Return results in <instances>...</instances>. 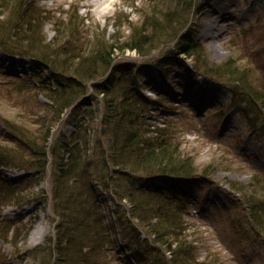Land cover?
I'll list each match as a JSON object with an SVG mask.
<instances>
[{"label": "trees", "instance_id": "1", "mask_svg": "<svg viewBox=\"0 0 264 264\" xmlns=\"http://www.w3.org/2000/svg\"><path fill=\"white\" fill-rule=\"evenodd\" d=\"M173 1L174 6L162 16L146 18L126 39L102 34L89 44L72 41L83 22L79 9L68 17L65 27L56 26V37L48 40L44 26L50 10L33 0H0V17L10 11L0 18V50L19 60L2 59L17 61L13 66L21 69L13 70L0 59V97L35 89L49 100L38 106L43 116L26 110L20 114V124L0 114L4 128L0 129V171L25 172L19 179L0 172V208L36 201L50 206L56 216L54 233L24 253L35 263L210 264L198 259L197 247L186 234L195 196L174 182L203 179L207 174L198 172L192 157L181 154L168 126L160 128L146 119L152 99L138 89L150 87L141 78L148 70H130V62H114V57L126 49L148 54L157 44L173 41L167 54L169 64L177 66L180 56H195L196 70L232 86L231 99L219 108L218 116L241 100L249 102L256 116L250 129L259 131L264 129V85L255 88L251 73H259L260 68L264 73V65L262 58H243L246 68L237 67L233 58L222 64L208 63L203 44L188 26L196 0ZM145 25L152 29L150 33H143ZM63 35L69 38L62 42ZM25 56L28 68L19 64ZM158 62L148 68L150 75H155L154 65H164ZM164 71L161 74L166 78ZM90 88L91 93L83 98ZM158 91L164 93L160 87ZM68 110L67 122L74 131L62 132L52 141L56 121ZM30 124L37 128L29 130ZM48 169L53 183L46 195L36 186L45 180ZM156 177L170 182H155ZM243 202L254 230L264 236V196L245 191ZM32 225V220L28 223L21 215L9 219L0 215V264H9L1 241L16 251ZM117 236H122L126 246L118 248Z\"/></svg>", "mask_w": 264, "mask_h": 264}, {"label": "rangeland", "instance_id": "2", "mask_svg": "<svg viewBox=\"0 0 264 264\" xmlns=\"http://www.w3.org/2000/svg\"><path fill=\"white\" fill-rule=\"evenodd\" d=\"M33 1L37 6L50 10L44 26L48 40L56 37L55 27H65L68 17L79 9L83 22L72 41L77 39L89 44L99 40L102 34L107 38L117 34L126 39L134 28L146 23V18L152 20L155 14L162 16L165 10L174 6L173 0H114L113 7L103 12L100 5L105 0ZM9 12L6 11L0 18H6ZM188 26L193 29L196 40L203 44L204 58L208 63L222 64L233 58L237 67L246 68L247 61L243 58H262L264 65V0H196ZM151 30L145 25L143 33H150ZM67 38L68 35H63L60 41ZM173 45V41L157 44L148 54L132 49L118 50L114 62H130L127 67L130 70L132 67L133 71L137 68L142 73L148 70L149 74L141 78L142 83L150 84V87L138 89L152 99L146 119L160 128L168 126V132L180 146L181 154L192 157L198 172L207 174L203 179L174 181L188 187L187 193L195 196L190 203L191 215L186 234L188 240L197 247L198 259L210 264H264V236L254 230L243 202L245 191H256L258 195L264 196V189L260 188L261 184L264 185V129H250V123L256 122V116L249 102L244 103L242 100L234 107L227 108L219 117V108L231 99L232 86L216 79L214 75L204 74L203 70H196L195 56H180L177 66L169 64L167 54ZM158 61L164 65H154L155 75H150L148 68ZM163 71L168 74L166 78L164 73L161 74ZM254 72L251 73L256 84L254 86L262 89L263 70L260 68L259 73ZM158 87L164 93H159ZM91 91L90 88L83 98ZM2 96L0 114L18 124L20 114L26 110L38 111L43 116L44 111L38 106L49 101L43 94H37L35 89L12 92L10 98L4 93ZM101 97L98 94V100ZM240 98L244 99V96ZM69 116L70 110L56 121L52 141L57 140L62 132L70 134L74 131L67 122ZM26 127L32 130L37 125ZM0 129H4L1 122ZM93 137L97 138L98 135ZM205 168L212 171L208 174ZM52 183L51 170L48 169L45 180L35 186L49 195ZM198 184L201 187L197 189L195 187ZM103 208L107 213V209ZM0 215L7 219L21 215L28 223L33 221L27 238L18 242L16 251L1 241L3 250L8 254L7 262L37 264L28 253H24L42 245L54 233L56 216L52 208L36 201L24 205L10 204L0 208ZM131 219L133 224H137L136 218ZM34 232L41 236L37 242L32 241ZM142 237H146V234H142ZM114 238L118 248L126 246L122 236ZM121 240L122 244L119 245ZM111 264L119 263L114 260Z\"/></svg>", "mask_w": 264, "mask_h": 264}, {"label": "bare ground", "instance_id": "3", "mask_svg": "<svg viewBox=\"0 0 264 264\" xmlns=\"http://www.w3.org/2000/svg\"><path fill=\"white\" fill-rule=\"evenodd\" d=\"M114 4V0H105L104 2H102V4L100 5V10L105 12L107 9H109L110 7H113ZM38 234V232H34V234H32V241L33 242H37L41 239V236Z\"/></svg>", "mask_w": 264, "mask_h": 264}]
</instances>
